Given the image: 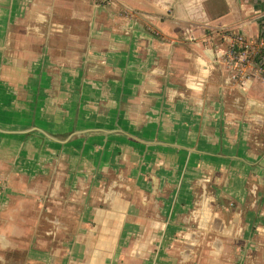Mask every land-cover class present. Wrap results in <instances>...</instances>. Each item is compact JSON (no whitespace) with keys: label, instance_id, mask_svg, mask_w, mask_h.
<instances>
[{"label":"crops","instance_id":"0c3cea01","mask_svg":"<svg viewBox=\"0 0 264 264\" xmlns=\"http://www.w3.org/2000/svg\"><path fill=\"white\" fill-rule=\"evenodd\" d=\"M151 4L0 0V264H264V0Z\"/></svg>","mask_w":264,"mask_h":264},{"label":"built area","instance_id":"2783aa9c","mask_svg":"<svg viewBox=\"0 0 264 264\" xmlns=\"http://www.w3.org/2000/svg\"><path fill=\"white\" fill-rule=\"evenodd\" d=\"M224 58L233 81L243 82L250 76H264V31L255 40L247 39L241 33L231 36Z\"/></svg>","mask_w":264,"mask_h":264},{"label":"rangeland","instance_id":"374dc122","mask_svg":"<svg viewBox=\"0 0 264 264\" xmlns=\"http://www.w3.org/2000/svg\"><path fill=\"white\" fill-rule=\"evenodd\" d=\"M155 0H129V3L132 5L134 9H147V6H153L151 3H153ZM62 194V192H61ZM59 204H64V206L72 205L73 198L71 196L64 195L58 197ZM40 204L42 203H49L47 199H41L39 201ZM65 212L61 213L60 210H53L50 212H47L46 209L42 210V212L36 213V217L34 219V223L31 225L32 228V234L38 237L45 238L46 232L49 233V235H52V232H57V235H62L66 239L70 238L72 231L74 230V222L77 223L76 220H74L75 213L70 209H65ZM65 215V217H64ZM57 220L59 222H63L64 228H56L58 225ZM76 231V227H75Z\"/></svg>","mask_w":264,"mask_h":264}]
</instances>
